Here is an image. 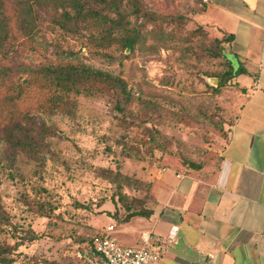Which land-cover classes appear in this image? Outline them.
I'll list each match as a JSON object with an SVG mask.
<instances>
[{
	"label": "rangeland",
	"instance_id": "obj_1",
	"mask_svg": "<svg viewBox=\"0 0 264 264\" xmlns=\"http://www.w3.org/2000/svg\"><path fill=\"white\" fill-rule=\"evenodd\" d=\"M144 1L183 21L149 24L133 48H123L119 31L68 34L45 15L38 37L13 55L31 66L72 61L122 75L140 124L159 129L161 138L149 139L143 126L122 127L118 92L101 83L76 97L73 114H40L58 132L47 151L0 161V204L10 220L0 222V245L18 244L10 264H79L77 248L109 223L122 241L125 216L150 206L156 168L177 163L205 175L218 167L250 77L214 90L228 66L213 55L220 33L200 18L204 0Z\"/></svg>",
	"mask_w": 264,
	"mask_h": 264
},
{
	"label": "crops",
	"instance_id": "obj_2",
	"mask_svg": "<svg viewBox=\"0 0 264 264\" xmlns=\"http://www.w3.org/2000/svg\"><path fill=\"white\" fill-rule=\"evenodd\" d=\"M200 18L234 35L228 47L250 72L244 102L216 170L156 168L150 215L122 221L118 240L139 246L176 224L159 264H264V0H210Z\"/></svg>",
	"mask_w": 264,
	"mask_h": 264
},
{
	"label": "trees",
	"instance_id": "obj_3",
	"mask_svg": "<svg viewBox=\"0 0 264 264\" xmlns=\"http://www.w3.org/2000/svg\"><path fill=\"white\" fill-rule=\"evenodd\" d=\"M45 15L68 34L76 35L95 28L102 32V37H111L110 33L119 31L123 48H133L140 32L149 24L183 21V16L159 12L144 0H0V161L14 162L21 153L31 158L43 155L47 151L48 139L57 136L58 132L39 115L73 114L76 97L92 93L96 83L117 90L122 127L129 130L135 125L143 126L132 110L134 95L122 75L81 62H50L37 66L23 60L16 63L13 55L19 52L20 45L38 37ZM233 38V34L223 31L216 40L218 48L213 55L223 56L228 66L218 74L216 91L241 75H250L238 54L229 48L238 59V66H235L230 53L226 52L225 44L228 46ZM143 127L149 139L160 142L159 129ZM191 172L195 173V169ZM150 213L145 207L130 210L123 221L134 216H149ZM0 222L10 223L1 204ZM17 245H0V264L13 261ZM39 264L60 263L44 259Z\"/></svg>",
	"mask_w": 264,
	"mask_h": 264
},
{
	"label": "built area",
	"instance_id": "obj_4",
	"mask_svg": "<svg viewBox=\"0 0 264 264\" xmlns=\"http://www.w3.org/2000/svg\"><path fill=\"white\" fill-rule=\"evenodd\" d=\"M178 230L179 225L175 224L165 237L144 233L142 244L131 246L122 244L114 234L115 224H109L80 245L76 257L79 264H159Z\"/></svg>",
	"mask_w": 264,
	"mask_h": 264
},
{
	"label": "water",
	"instance_id": "obj_5",
	"mask_svg": "<svg viewBox=\"0 0 264 264\" xmlns=\"http://www.w3.org/2000/svg\"><path fill=\"white\" fill-rule=\"evenodd\" d=\"M230 55H232V60H233V62L235 61L237 64H238V59L236 58V56L234 55V54H230ZM235 62H234V64H235ZM210 81H211V83H213L214 85H218V78H216V77H212L211 79H210Z\"/></svg>",
	"mask_w": 264,
	"mask_h": 264
}]
</instances>
